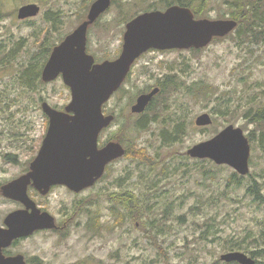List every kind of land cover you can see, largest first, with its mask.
<instances>
[{"label": "rangeland", "instance_id": "374dc122", "mask_svg": "<svg viewBox=\"0 0 264 264\" xmlns=\"http://www.w3.org/2000/svg\"><path fill=\"white\" fill-rule=\"evenodd\" d=\"M175 1L110 0L88 26L86 53L95 63L115 60L130 16L164 11L178 5ZM233 1L205 0L204 13L211 20L232 19ZM245 1L250 3L249 23L241 34L232 19L237 22L233 31L197 51L151 48L133 62L123 85L102 107L118 122L114 118L98 137V147L110 140L124 150L128 146V154L108 163L102 177L80 192L56 185L42 195L28 187L29 197L54 217L55 227L19 238L9 252L23 254L27 264H211L238 251L227 248L230 241L256 246L264 207L246 195L251 179L232 189V167L209 159L199 162L187 154L228 125L256 140L259 136L244 113L264 108V0ZM93 2L0 0V61L11 59L0 67V225L10 212L23 208L6 198L1 187L25 174L39 151L49 122L42 103L64 110L71 98L61 75L45 82L40 74V84L30 89L20 73L31 65L43 67L49 57L45 48L72 32ZM28 3L37 4L39 12L19 19V7ZM199 83L206 93L193 96L190 90ZM156 87L151 105L131 112L137 96ZM203 113L210 114L212 123L198 126L195 119ZM144 114L148 125L134 132V123ZM176 123H183L184 131L172 143L167 137ZM144 147L150 160L155 159L152 167L136 160ZM9 154L13 159L5 158ZM249 172L264 194V151L258 144H250ZM127 191L138 202L122 207L109 197Z\"/></svg>", "mask_w": 264, "mask_h": 264}, {"label": "water", "instance_id": "95a60500", "mask_svg": "<svg viewBox=\"0 0 264 264\" xmlns=\"http://www.w3.org/2000/svg\"><path fill=\"white\" fill-rule=\"evenodd\" d=\"M109 4L110 0H94L87 19L53 47L42 68L41 78L45 82L62 75L71 98L64 110L42 103L49 122L39 151L25 174L1 187L6 198L19 202L23 208L6 215L5 227L0 226V264H25L21 254L5 257L2 249L14 239L55 227L54 217L41 211L29 197V186L42 195L56 185L80 192L102 177L108 163L124 154L120 143L109 142L98 147V137L114 119L112 114H104L102 107L123 83L133 62L151 48L201 49L214 37L226 36L237 25L232 19H195L188 7L179 5H171L164 11L143 12L125 24L118 58L95 63L86 53L87 30ZM39 9L35 3L22 5L17 17L35 16ZM157 92L156 87L138 95L130 107L131 112H143ZM211 123L209 113L195 119L198 126ZM187 154L192 158L209 159L217 165H228L242 176L249 172L250 143L240 127H224L213 137L190 147ZM220 260L255 264L254 258L241 251L224 253Z\"/></svg>", "mask_w": 264, "mask_h": 264}, {"label": "trees", "instance_id": "16d2710c", "mask_svg": "<svg viewBox=\"0 0 264 264\" xmlns=\"http://www.w3.org/2000/svg\"><path fill=\"white\" fill-rule=\"evenodd\" d=\"M175 4L188 7L189 9H191V11H193L194 16L196 18H207L206 14L204 13V8L207 4V3H205V0H176ZM249 5H250V3H246L245 0H234L233 1L234 11L231 12L230 17L232 19L238 21V27L235 29L236 33L238 31V33L241 34V32L243 31V25H248V23H249V11L247 10ZM130 17L133 18L134 16L132 15ZM86 19H87V17H85L84 20L81 21V23L83 21H85ZM247 34H249V31L247 32ZM220 38L221 37H214L212 40H219ZM54 45H56V44L54 43V44H52L51 47L45 48L44 53L49 55V53L51 52V48ZM190 49H192V51L199 50V49H195V48H190ZM3 61L4 62L0 61V67L9 64L11 59H8V60L3 59ZM41 68H42V65H38V64L31 65L28 68H24L23 71L20 73V81L25 86H28L30 89H34V87L32 85H35V87H36L37 85L40 84L38 81L40 79ZM190 93L193 96H197L198 94L204 95L206 93L205 88H204V84L199 83L196 86L192 87V89L190 90ZM151 103H152V101H150L149 105H151ZM244 117L247 119V121L249 123H252L256 127H258V129L256 131H259V136H258L257 140L255 139V137H253L252 134H247L246 137H247L248 141L250 142V144H253L254 146H255V144H258V146L262 149V151H264V108L257 110V111H252V109L249 108L245 111ZM114 118H115L114 122L117 123L118 122L117 117L115 116ZM154 118L155 117H153V119L151 118L150 121L151 120L155 121ZM119 122H121V121H119ZM148 123L149 122H147V120H146V115L144 114L143 118H140L139 121L134 123L135 124L134 132L144 130L146 128V126L148 125ZM172 128H174V129H172V131L169 133L167 138H168L169 142L176 143L179 141L178 136H180L182 134V132L184 131V126H183V123H176L174 125V127H172ZM254 131L255 130H253V132ZM160 136L162 138L161 134H160ZM133 139H138V138H133ZM165 141H166V139H165ZM139 150L140 151H137L138 156H136V160L139 163H141L143 165H147L149 167H152L156 164V163H154L155 159L153 156H151L152 159L150 160V157L148 156V154L146 152L147 148L144 147V148L139 149ZM128 152H129V147L127 146V149H125V154H128ZM5 158L13 159L11 154L6 155ZM203 160H206V159H203ZM199 162H202V160L199 159ZM202 172H206V171L202 170ZM247 178L251 179V183L249 184V186L246 189V195L250 196L251 198H253V200L255 202L262 204V206L264 207V194L262 192V187L255 180V178H253V176L251 175L250 172H248L245 176H242V175L237 174L236 172H233L230 176V181H231L230 185H232V189H236L237 188L236 185H238L239 183L242 184V182ZM109 197H111L113 201L120 203L122 207L124 206L125 203L132 205L135 202H138L137 195H135V193L133 191H127V192H124V194H119V197H118V195H110ZM247 236L250 238V240L252 242L253 237L250 235H247ZM254 242L256 243V246L253 248V246H251V245H253L252 243H251V245L244 247V245H242L243 243L241 244L240 241L233 240L227 244V248L229 250H238V251L246 250L252 255L253 258H255V259L258 258V260H255V264H264V228L261 229L259 236H258V239L254 240ZM211 264H239V263H237V262H225V261L220 262L219 260H217L215 262H212Z\"/></svg>", "mask_w": 264, "mask_h": 264}, {"label": "flooded vegetation", "instance_id": "af4514ba", "mask_svg": "<svg viewBox=\"0 0 264 264\" xmlns=\"http://www.w3.org/2000/svg\"><path fill=\"white\" fill-rule=\"evenodd\" d=\"M107 142H110V140L106 141L105 144H106ZM105 144H104V145H105ZM104 145H103V146H104ZM100 147H102V146H100ZM0 226L5 227L4 222H3ZM23 238H25V237H23ZM16 240H18V239H14V240L11 242V244H10L9 246H7V247H5V248L2 249V254H3L5 257L18 255V253H12V252H9V249L11 248L12 244L15 243ZM21 255H22L23 258H24V262H25V264H27V262H26L27 260H26L25 256H24L23 254H21Z\"/></svg>", "mask_w": 264, "mask_h": 264}]
</instances>
